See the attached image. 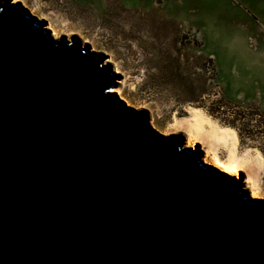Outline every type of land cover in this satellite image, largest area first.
I'll use <instances>...</instances> for the list:
<instances>
[{
	"label": "water",
	"instance_id": "water-1",
	"mask_svg": "<svg viewBox=\"0 0 264 264\" xmlns=\"http://www.w3.org/2000/svg\"><path fill=\"white\" fill-rule=\"evenodd\" d=\"M0 0V264H264V203L177 151L102 56Z\"/></svg>",
	"mask_w": 264,
	"mask_h": 264
},
{
	"label": "rangeland",
	"instance_id": "rangeland-1",
	"mask_svg": "<svg viewBox=\"0 0 264 264\" xmlns=\"http://www.w3.org/2000/svg\"><path fill=\"white\" fill-rule=\"evenodd\" d=\"M30 2L45 29L109 59L111 92L149 121L192 101L264 146V0Z\"/></svg>",
	"mask_w": 264,
	"mask_h": 264
},
{
	"label": "clouds",
	"instance_id": "clouds-1",
	"mask_svg": "<svg viewBox=\"0 0 264 264\" xmlns=\"http://www.w3.org/2000/svg\"><path fill=\"white\" fill-rule=\"evenodd\" d=\"M21 2L23 10L35 17L30 0ZM15 3L11 0L12 5ZM165 113L148 120L150 130L161 138L179 139L177 151L196 154L199 165L210 168L221 179L231 178L246 200L264 202V146L259 141L241 144L238 128L192 101H169Z\"/></svg>",
	"mask_w": 264,
	"mask_h": 264
},
{
	"label": "bare ground",
	"instance_id": "bare-ground-1",
	"mask_svg": "<svg viewBox=\"0 0 264 264\" xmlns=\"http://www.w3.org/2000/svg\"><path fill=\"white\" fill-rule=\"evenodd\" d=\"M17 3H19V0H16V3H15V4H17ZM44 29H45V28H44ZM45 30L51 33L49 36H50L51 39H53L54 41H55V40L59 41V40L61 39V38H60V35L57 34L54 30H52L50 27H47ZM71 40H72V39L70 38L68 41L70 42ZM57 41H56V42H57ZM83 43L86 44L85 40H83ZM84 44H83V46H84ZM93 51H94V49H92V52H90V53H93ZM106 63H111V61L108 59L107 62H105V63H103V64H104V65H107ZM113 72H115L116 74H119V71H118L117 68H113ZM113 93H114V94L117 93L118 97H119L122 101H124V103H126V105H124L125 107H127V108H131L129 102L123 97L120 88H117V87H116ZM120 99H119V100H120ZM146 119H147V118H146ZM147 121H148V119H147ZM197 146H198V145H197ZM256 202H258V201H256Z\"/></svg>",
	"mask_w": 264,
	"mask_h": 264
},
{
	"label": "trees",
	"instance_id": "trees-1",
	"mask_svg": "<svg viewBox=\"0 0 264 264\" xmlns=\"http://www.w3.org/2000/svg\"><path fill=\"white\" fill-rule=\"evenodd\" d=\"M233 126V124H231Z\"/></svg>",
	"mask_w": 264,
	"mask_h": 264
}]
</instances>
